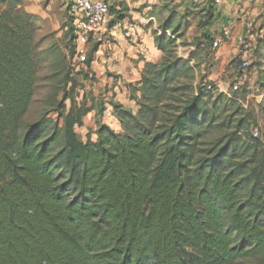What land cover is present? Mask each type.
Instances as JSON below:
<instances>
[{"label":"trees","instance_id":"trees-1","mask_svg":"<svg viewBox=\"0 0 264 264\" xmlns=\"http://www.w3.org/2000/svg\"><path fill=\"white\" fill-rule=\"evenodd\" d=\"M23 5L0 0V264L264 263V143L240 134L242 120L204 148L219 126L211 91L175 105L192 67L174 41L157 36L164 55L133 89L136 114L110 101L116 131L103 122L106 103L76 100L87 94L78 76L94 80L99 44L90 40L77 71L74 16L68 42L45 49L37 22L46 21ZM53 55L62 87L26 122ZM92 112L96 131L83 141L77 129Z\"/></svg>","mask_w":264,"mask_h":264},{"label":"rangeland","instance_id":"rangeland-1","mask_svg":"<svg viewBox=\"0 0 264 264\" xmlns=\"http://www.w3.org/2000/svg\"><path fill=\"white\" fill-rule=\"evenodd\" d=\"M39 6L43 17L46 18L35 14L32 15L46 21L43 23L42 20H38L37 22L38 27H40L38 38H43L42 48L46 49L53 43L63 47L68 42L66 33L74 16L72 5H68L66 0H39ZM198 23L199 20L196 18L192 25L195 26L197 24L198 26ZM261 30H264V25L260 30L253 28L252 32L250 31L251 34H248V30L245 36L242 37L246 38L255 35L254 39L249 37L247 41L250 46L247 57L250 66L247 70H243L240 60L239 37L232 36L230 38L231 44L225 50L219 52L210 50L209 47L207 48V44L203 41L204 37L199 35V33L195 38V43L192 45L196 48L194 57L193 60L187 62V65L192 67V70L181 76L177 86L184 88L174 94V101L177 100L175 105L179 106L187 98L198 94L201 89L207 88L208 91H211V97L207 101L209 106L213 107L216 125L219 126L206 136L204 148H211V143H215L220 138L236 131L238 124L242 120H244V126L239 128L240 134L246 135L249 133L260 138L264 143V36L262 37V34L256 36ZM62 50L65 51L63 48ZM61 63V60L54 55L44 63L41 74L44 79L41 82L42 87L38 91L33 105L25 118L26 122L31 123L39 119L44 110L53 101L56 90L62 87L61 78L63 74L59 73L61 71ZM71 63L72 65L75 64L73 59ZM75 67L77 71L84 68V66L76 64ZM90 77L94 78V80L84 81L81 76H78V83L84 86L87 94H84L82 90L78 91L77 102L82 100L83 95L87 96L89 104L93 103L92 97L95 98L94 103L104 102L107 105L110 101H114V88L110 78L116 79L117 77H113L108 72L101 74L98 69ZM119 98L123 101L125 100L123 96H119ZM131 98H133V95ZM66 105L70 108L71 102L68 101ZM112 116V110L108 113L106 112L103 118L104 122L112 125L114 123ZM94 129H96V124L93 115H91L84 120V126L78 128L77 132L80 138L86 141L87 135L89 133L93 134ZM92 138L95 139V136ZM237 264L264 263L256 259L247 258Z\"/></svg>","mask_w":264,"mask_h":264},{"label":"crops","instance_id":"crops-1","mask_svg":"<svg viewBox=\"0 0 264 264\" xmlns=\"http://www.w3.org/2000/svg\"><path fill=\"white\" fill-rule=\"evenodd\" d=\"M99 1L106 3L109 15L106 36L93 41L99 44V50L95 54L92 73L98 69L101 74L108 72L117 77L110 78L114 88V101H118L133 114L138 112L134 97L140 96L139 93H133V89L140 82L145 65L160 63L164 55L157 46V36L174 41L178 57L191 61L196 49L192 45L198 33L202 36L209 35L214 42L223 31H229L230 37L218 49L210 47V50L219 52L231 44L232 36L241 40L249 30L248 26L251 30H260L264 25V0H220L219 3L216 0ZM66 2L73 7L74 0ZM23 8L28 13L43 17L39 0H24ZM210 12L212 16L208 20ZM196 18L199 20L198 26L192 25ZM260 34L263 37L264 30L256 36ZM254 37L255 35L251 39ZM203 41L206 44L205 38ZM119 96H123L125 100ZM106 107L107 113L113 111L109 103ZM91 115L95 120V112L86 118ZM112 118L114 123L107 125L120 131L119 122L114 116Z\"/></svg>","mask_w":264,"mask_h":264},{"label":"built area","instance_id":"built-area-1","mask_svg":"<svg viewBox=\"0 0 264 264\" xmlns=\"http://www.w3.org/2000/svg\"><path fill=\"white\" fill-rule=\"evenodd\" d=\"M217 3L220 0H216ZM74 35H75V55L73 62L76 65L84 66L89 52L90 40H101L107 34V17L109 9L104 1L99 0H74ZM251 34V27L248 26ZM251 31V32H250ZM253 35L249 36L252 37ZM230 37L229 31H223L215 38L213 49H218ZM241 38L239 54L242 58V68L247 70L250 66L247 57L249 55L248 39ZM74 64V66H75ZM85 67V66H84Z\"/></svg>","mask_w":264,"mask_h":264}]
</instances>
